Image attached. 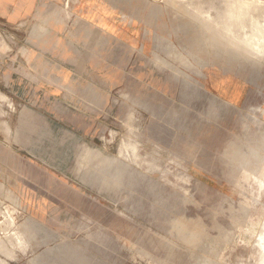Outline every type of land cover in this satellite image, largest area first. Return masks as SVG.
Returning <instances> with one entry per match:
<instances>
[{
  "label": "rangeland",
  "instance_id": "374dc122",
  "mask_svg": "<svg viewBox=\"0 0 264 264\" xmlns=\"http://www.w3.org/2000/svg\"><path fill=\"white\" fill-rule=\"evenodd\" d=\"M230 9L231 47L259 73L255 100L222 105L198 85L191 102L190 80L174 78H151L131 98L112 91L96 117L72 120L86 127L70 132L78 146L59 167L103 214L33 208L3 176L0 264H264V0ZM21 121L33 132L24 139L39 146L23 155L46 163L55 153L47 119Z\"/></svg>",
  "mask_w": 264,
  "mask_h": 264
},
{
  "label": "crops",
  "instance_id": "0c3cea01",
  "mask_svg": "<svg viewBox=\"0 0 264 264\" xmlns=\"http://www.w3.org/2000/svg\"><path fill=\"white\" fill-rule=\"evenodd\" d=\"M236 1L0 0V180L12 179L33 208L61 205L99 219L101 202L87 203L59 168L78 146L70 132L86 127L72 120L96 117L109 93L133 96L151 78L182 86L189 79L191 102L199 101L198 85L222 105L254 101L257 68L230 43ZM204 20L226 25L205 28ZM216 36L228 40L212 45L207 38ZM12 118L20 121L8 127ZM39 118L47 119L53 138L46 149L55 153L46 163L22 153L39 146L24 139L33 132L22 131L21 119Z\"/></svg>",
  "mask_w": 264,
  "mask_h": 264
},
{
  "label": "bare ground",
  "instance_id": "6f19581e",
  "mask_svg": "<svg viewBox=\"0 0 264 264\" xmlns=\"http://www.w3.org/2000/svg\"><path fill=\"white\" fill-rule=\"evenodd\" d=\"M182 7H183V6H182ZM251 23H252V22H251ZM206 24H207V23H206ZM4 92H5V91H4ZM5 100H6V99H5ZM7 101H8V100H7ZM7 101H6V102H7ZM12 113H13V112H12ZM10 120H11V119H10ZM8 127H9V126H8ZM10 129H11V128H10Z\"/></svg>",
  "mask_w": 264,
  "mask_h": 264
}]
</instances>
